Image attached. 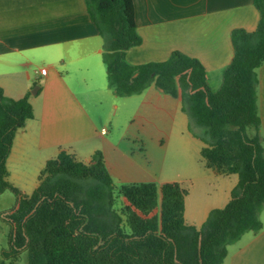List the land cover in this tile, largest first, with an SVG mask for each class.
Listing matches in <instances>:
<instances>
[{
  "label": "trees",
  "instance_id": "1",
  "mask_svg": "<svg viewBox=\"0 0 264 264\" xmlns=\"http://www.w3.org/2000/svg\"><path fill=\"white\" fill-rule=\"evenodd\" d=\"M103 38L108 85L127 96L155 83L182 101L189 129L204 145L200 159L221 175H238L225 206L201 226L185 220V193L177 180L113 182L101 151L89 162L61 150L38 174L31 194L8 179L14 137L33 117L29 94L15 98L0 86V193L14 205L3 211L11 227L0 264L27 252V264H222L227 246L262 228L264 145L257 106V67L264 62V0H254V29H232L233 56L221 86L212 90L205 66L173 50L161 61L133 64L125 52L141 42L133 0H86ZM115 187L122 199L114 207Z\"/></svg>",
  "mask_w": 264,
  "mask_h": 264
},
{
  "label": "crops",
  "instance_id": "2",
  "mask_svg": "<svg viewBox=\"0 0 264 264\" xmlns=\"http://www.w3.org/2000/svg\"><path fill=\"white\" fill-rule=\"evenodd\" d=\"M133 3L141 42L126 50L128 61L133 64L161 61L173 50H180L205 66L212 90L221 86L224 70L233 56L232 29L251 30L259 21L254 0H133ZM98 37L101 36L91 20L86 0H0V86L10 97L30 93L34 111L14 137L6 161L8 179L30 194L46 161L61 150L72 152L81 160L85 156L86 161L99 150L115 185L144 182L136 177V173L146 172V167L137 164V148L144 151L142 144L147 138L156 142L161 139L164 146L178 144L172 151L178 152L183 160L177 169L178 161L171 162L168 168L171 175L164 181L177 180L183 184L185 220L201 226L211 210L226 205L238 183V175L217 174L197 158L204 142L188 129L189 117L181 99L155 83L140 93L121 98L123 105L130 101L134 106L125 126L114 127L111 117L92 115L85 97L82 98L84 84L77 79L71 85L66 78L81 75L86 79L92 65L100 68L103 43ZM42 67L47 68L45 73L39 71ZM257 77V106L264 145V62L257 67ZM36 83L39 86L32 93L30 90ZM109 93L114 116L120 109V103L116 102L120 96L111 87ZM166 155L164 167L168 162ZM260 219L262 228L258 232H246L227 246L222 264H264V208ZM3 249L0 242V260Z\"/></svg>",
  "mask_w": 264,
  "mask_h": 264
},
{
  "label": "rangeland",
  "instance_id": "3",
  "mask_svg": "<svg viewBox=\"0 0 264 264\" xmlns=\"http://www.w3.org/2000/svg\"><path fill=\"white\" fill-rule=\"evenodd\" d=\"M98 39L101 40V42L104 44L102 37H98ZM99 62H100V68L99 66L95 68V66L92 65L91 70L88 71L87 75L85 76L86 79H82L81 75L80 76L71 75L67 77L66 80L69 81L71 85H75L74 80L77 81V79L81 81V84H84V86L86 87V90H85L84 96L82 95L81 96L83 100L85 97V104L89 107V112L92 115L95 116L98 114H102V118L104 119L107 116L111 117L112 125H114V127H116L117 124H119L120 127L122 125L125 126L127 124V121L131 119L130 116L133 114L132 112L134 108L133 103L130 101H125L126 103L123 105L122 104L123 99L121 98H124V96L119 95L120 99H117L116 102L120 103V109L118 110V113L116 115L114 116L111 115V111H112L111 104L113 100H111L110 98L111 95L109 93V85H108V80H107V69H106V65L104 63L102 54L100 55ZM39 81H42V78L39 79ZM38 86L39 85L37 83L34 84L30 91L34 93L33 91H36ZM188 129H189V126H188ZM158 141L159 142H156V141L151 140L150 138H147L145 144H142L143 148H146V149L140 152L139 147L137 148V151L139 152V154L136 157L137 164H139L140 166L146 167V172L144 173L138 172L136 173V177H138L139 179H142V181L144 182L153 181L156 183H160L164 181L166 177H169L171 175L169 173L170 169H168L171 162L178 161L176 164V169L178 168L179 164L183 162L180 154L176 151H172L174 148L176 149L177 146H179L178 144L170 143L169 145L164 146L163 140L159 139ZM165 155L168 158V162L167 164L165 163V167H164L163 159ZM199 157L200 156L198 153L197 158ZM86 159L87 158L85 156L82 157V160L84 162L90 161V160L86 161ZM137 169H139V167ZM116 186L118 187L119 185H116ZM116 190L117 188L115 187L114 207L119 209L122 206V199L120 196H118L119 194L117 193ZM32 192H28V193L31 194ZM198 198L199 196L196 195L195 199H198ZM14 203H15V195L12 191L5 190L2 193H0V214L3 211L10 209L14 205ZM10 231H11V227H10L9 222L4 217L2 218L0 216V242L2 243V247L4 249H7L9 246ZM8 264H27V252L26 251L22 252L20 257L13 260L12 263L8 262Z\"/></svg>",
  "mask_w": 264,
  "mask_h": 264
},
{
  "label": "built area",
  "instance_id": "4",
  "mask_svg": "<svg viewBox=\"0 0 264 264\" xmlns=\"http://www.w3.org/2000/svg\"><path fill=\"white\" fill-rule=\"evenodd\" d=\"M46 70H47V68H46V67H42V68H40V69H39V71H40V72H43V73H45V72H46Z\"/></svg>",
  "mask_w": 264,
  "mask_h": 264
},
{
  "label": "water",
  "instance_id": "5",
  "mask_svg": "<svg viewBox=\"0 0 264 264\" xmlns=\"http://www.w3.org/2000/svg\"><path fill=\"white\" fill-rule=\"evenodd\" d=\"M33 92H35V91H33Z\"/></svg>",
  "mask_w": 264,
  "mask_h": 264
}]
</instances>
